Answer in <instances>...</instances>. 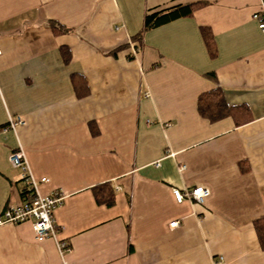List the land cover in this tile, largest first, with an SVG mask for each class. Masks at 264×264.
Wrapping results in <instances>:
<instances>
[{
    "label": "crops",
    "instance_id": "0c3cea01",
    "mask_svg": "<svg viewBox=\"0 0 264 264\" xmlns=\"http://www.w3.org/2000/svg\"><path fill=\"white\" fill-rule=\"evenodd\" d=\"M262 1L0 0V218L28 198L22 147L40 192L66 195L70 245L0 224V264H264ZM180 4L197 7L144 30ZM213 91L232 108L215 120L199 111ZM200 186L204 204L174 197Z\"/></svg>",
    "mask_w": 264,
    "mask_h": 264
},
{
    "label": "built area",
    "instance_id": "2783aa9c",
    "mask_svg": "<svg viewBox=\"0 0 264 264\" xmlns=\"http://www.w3.org/2000/svg\"><path fill=\"white\" fill-rule=\"evenodd\" d=\"M253 19L258 22L260 29L264 32V2H261L260 10L253 15ZM1 54V52H0ZM26 121L20 116H12L8 121L9 129L16 130L19 126L25 125ZM10 163L14 168L22 170V180L25 184L27 201L18 206H10L0 218V224H22L31 223L38 242H43L48 238L58 240L59 226L56 223L55 212L59 208L66 195L62 191L53 194L43 195L40 192V185L46 183L47 178L36 179L33 175L27 159L26 152L22 147L13 151L9 156ZM174 197L178 203L186 200L204 204L211 192L205 187L187 188L184 190L174 189ZM179 222H172L171 228L178 227ZM58 242L59 250L64 253L70 250L68 242Z\"/></svg>",
    "mask_w": 264,
    "mask_h": 264
},
{
    "label": "trees",
    "instance_id": "16d2710c",
    "mask_svg": "<svg viewBox=\"0 0 264 264\" xmlns=\"http://www.w3.org/2000/svg\"><path fill=\"white\" fill-rule=\"evenodd\" d=\"M194 7L191 5H176L170 8L150 12L145 18L144 30H150L166 23H169L178 18L189 16L192 14ZM56 32H63L66 29L61 25L53 26ZM208 38L207 32H204ZM140 35L139 37H141ZM209 40V39H208ZM232 108L225 104L224 98L220 91H213L210 93L203 94L199 99V111L203 116L215 120L228 115ZM26 188H24V195H27ZM96 200L100 204L106 206H112L115 202L114 192L110 190L109 193H103L102 195L96 194ZM255 228L258 233L259 239L264 249V217L260 218L255 223Z\"/></svg>",
    "mask_w": 264,
    "mask_h": 264
}]
</instances>
